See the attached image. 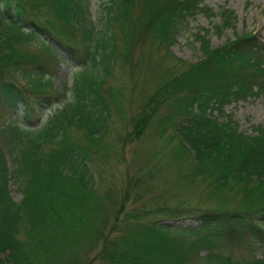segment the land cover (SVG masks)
Here are the masks:
<instances>
[{
    "label": "trees",
    "instance_id": "trees-1",
    "mask_svg": "<svg viewBox=\"0 0 264 264\" xmlns=\"http://www.w3.org/2000/svg\"><path fill=\"white\" fill-rule=\"evenodd\" d=\"M102 11L98 27L91 0H0V264H79V239L100 249L98 264H264V127L238 133L224 111L264 96V43L245 33L214 49L196 35L204 58L191 64L170 48L188 18L213 15L204 0H110ZM221 14L218 32L236 19ZM141 49L159 56L160 67L128 117L127 87L107 90V79L118 62L133 76ZM60 62L78 67L63 92L52 86ZM55 102L61 106L43 121ZM165 107L158 132L166 144L176 140L169 161L210 201L129 210L140 182L132 177L113 213V200L96 192L91 149H108L113 108L123 146L144 138ZM12 179L24 194L19 204Z\"/></svg>",
    "mask_w": 264,
    "mask_h": 264
},
{
    "label": "rangeland",
    "instance_id": "rangeland-1",
    "mask_svg": "<svg viewBox=\"0 0 264 264\" xmlns=\"http://www.w3.org/2000/svg\"><path fill=\"white\" fill-rule=\"evenodd\" d=\"M109 1L92 0L91 2V12L98 27H101L102 24V5ZM204 4L212 10L213 15L209 17L205 13H199L195 17L188 18L180 26L176 42L170 48V51L177 58L191 64L204 58L200 50L201 44L196 35H207L214 49L224 46L230 39L231 41L235 40L237 34L243 35L245 33H256L264 43V0H204ZM225 10L233 12L236 19L232 21V25L222 28V31L218 32L217 29L220 26H225V18L221 14ZM112 32L114 29L111 30ZM140 45L144 47L143 43ZM143 49L149 51L148 47ZM144 50H139L135 55V59L141 61V64L133 76L131 75L132 77L129 76V71L127 74L124 72L127 67L123 70L121 62H118L113 64L112 74L107 79V90L108 88L121 90L127 87L128 92L123 90L125 96L121 98V104L126 109L128 117L137 113L143 105L150 89L147 78L160 67L159 56L150 59L147 54L145 56ZM77 70L73 63L64 64L60 62L57 77L53 80V88L57 92H63L65 87L69 90L72 89ZM102 75H104V70ZM67 96L66 103L71 101L72 93ZM56 111V107L47 111L45 119ZM224 111L227 115H231L238 124V133L254 136L257 135L253 129L255 126L264 127V96L238 103L234 102L227 105ZM167 113H169L167 107L161 110L144 138L135 143L121 146L115 139L118 132H123L124 125L116 116L113 108L112 121L110 122L112 132L106 139L109 145L108 149L93 147L90 154L91 160L86 161L93 172L94 182H97L98 197L104 199L106 203L113 200L116 204L112 208L113 213L118 209L120 196L125 192L132 177V184L134 180L139 179L140 182L137 187L132 189L131 201L128 203L129 210L152 209L166 203L174 206L182 204V202L194 205L210 201L202 194L200 187L196 190L197 183L193 182V186L189 187L191 182L183 179V176H187V174L177 172L176 166H173L174 164L172 165L169 161V154L172 152L176 140L173 144H166L161 133L158 132L160 119H163ZM78 134L80 140L86 142L82 133L75 131L74 135L77 136ZM172 134L173 130L168 129L166 135ZM86 144L88 143L86 142ZM6 156L9 168L13 171L15 165L7 151ZM10 191L14 201L19 204L24 194L17 179L11 180ZM138 195L139 199L137 198ZM82 242V239H79L74 245L77 249L79 264H98L96 258L100 249L90 250ZM261 254L263 253L258 252L257 256L261 258Z\"/></svg>",
    "mask_w": 264,
    "mask_h": 264
}]
</instances>
